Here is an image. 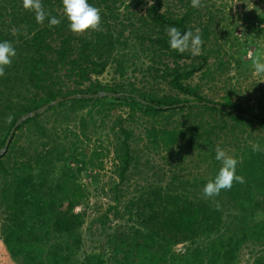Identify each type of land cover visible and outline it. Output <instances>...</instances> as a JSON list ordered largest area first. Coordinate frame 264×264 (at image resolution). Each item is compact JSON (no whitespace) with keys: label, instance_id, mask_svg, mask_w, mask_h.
<instances>
[{"label":"trees","instance_id":"obj_1","mask_svg":"<svg viewBox=\"0 0 264 264\" xmlns=\"http://www.w3.org/2000/svg\"><path fill=\"white\" fill-rule=\"evenodd\" d=\"M38 2L45 12L41 22L25 0H0V41H9L16 51L0 76V151L17 121L44 105L100 92L121 97L64 101L17 128L0 157L3 264H240L244 250L249 253L246 264H264V84L248 86L254 96L250 104L241 102L240 83L226 78L231 69L246 72L249 60L245 50L233 51L238 41L226 26L224 9L216 15L205 0H198V7L193 0H88L100 10L101 24L74 33L62 0ZM53 17L60 23L51 24ZM257 21L264 23V14ZM173 28L202 35L201 50L193 54L182 40L173 48ZM135 42L145 46L147 74L166 93L140 91L135 82L128 83L127 91L99 81L110 65L121 78L128 77L126 64ZM219 82L224 83L223 95L215 90ZM117 105L130 111L126 121L119 118L115 124L119 178L124 182L132 170L144 171L150 182L124 207L133 225L107 234L101 251L89 253L84 251L86 213L79 210L87 198L81 178L86 174L92 180L105 157L83 148L90 139L88 121L95 123L93 111L79 117L73 142L50 137L40 120L53 111L56 123H70L85 108H98L96 114H101ZM135 119L142 121L141 135L139 128H130ZM238 129L246 139L235 133ZM219 133L225 134L223 144ZM37 135L49 137L41 142L42 151L33 141ZM23 137L30 146L22 145ZM226 143L235 148L232 157L239 161L236 171L244 182L205 196L204 186L222 167L216 149ZM178 149L201 152L210 179L198 175L185 180L172 173L164 182L151 160L167 154L172 164L178 163L173 154Z\"/></svg>","mask_w":264,"mask_h":264},{"label":"rangeland","instance_id":"obj_2","mask_svg":"<svg viewBox=\"0 0 264 264\" xmlns=\"http://www.w3.org/2000/svg\"><path fill=\"white\" fill-rule=\"evenodd\" d=\"M205 3L210 6L209 8L216 11L224 9L225 20L229 26L234 39L238 41L236 50H245L247 57L245 60H249L248 69L246 72L236 71L234 69L230 70L227 74V79L232 83H240V88L242 89L243 95L241 97V102L249 101L250 104L254 102V96L252 97V90H248V86L251 84H264V23L260 25L257 18L260 14H264V0H205ZM214 4V5H213ZM213 5V6H212ZM207 6V7H208ZM124 8V7H123ZM122 8V10H123ZM132 11V9H131ZM207 14L206 10L202 11ZM141 15H145V9L141 12ZM207 19L204 20L206 22ZM198 21L195 26L196 33L199 32ZM222 29L218 28V33H221ZM247 42V44H245ZM185 43H189L185 41ZM191 49V47H186ZM128 54V61L126 64V71L128 77L121 78L115 70L114 65H110L106 72L98 77L99 81L104 85H123L124 90L129 91V82H135L136 87L140 91H153L158 95L166 93L168 90L164 86H160L156 83L150 74H147V67L150 65L147 56L143 54L145 51V46L141 47L138 42L131 43ZM198 79H195L197 82ZM224 83L219 82L216 84L215 90H220L221 95H223ZM209 94V91H208ZM216 101H219L217 98ZM56 107V106H54ZM53 108V107H52ZM93 111L95 123H89V141H85L83 148H88L89 152L97 150L105 154L104 157V167L100 171L96 170L94 174L95 177L92 180L86 179L85 175H82L81 184L85 187L87 192V198L84 204L79 208V210H85L86 213V223L84 225V251L91 253L92 251L100 252L102 246L105 244L106 235L113 233L114 230L119 227L132 226V221L129 220L128 216L125 215V206L129 200L135 198L138 193L137 190L148 184L146 180V173H138L133 171L128 173L126 180L123 182L119 178V167L115 161L114 148L117 144V132L115 129V124L119 118H123L124 121L129 118V109L126 106L117 105L110 112L105 110L101 114H96L98 108L88 107L83 111L79 112L75 119L70 120V123H56L57 117L54 116L55 113L49 112L45 113L43 118L40 120L41 124L46 127L47 133L55 140L69 141L73 142L75 140L72 132L78 131V120L80 116H86L88 111ZM59 111H56L58 113ZM57 115V114H56ZM89 120V119H88ZM142 121L135 119V123L130 125L131 129L139 128ZM125 125H129L128 123ZM238 131V132H237ZM235 133L239 134L242 139H246L239 129ZM141 129L137 131L138 135H141ZM221 135V141L219 143L223 144L226 139L225 134ZM230 140L232 139L231 135ZM33 138L35 145L38 146L39 151L44 148L41 142L49 141V137H43L41 135L35 136ZM229 138V137H227ZM82 140V138H81ZM29 139L23 137L21 143L23 146H30L28 143ZM225 153L228 156H233L235 148L230 144H225ZM201 152L196 151L191 154H186L185 151H180L179 149L173 152L174 155L179 157L180 161H173L171 163V158L166 155L162 159L160 156H155L151 160V164L154 167V171H160V176L164 182H169L172 177V173H177L181 178L185 180H192L198 175L208 176L210 179L212 172L208 168L207 163H203L198 157ZM146 158L142 160V163ZM172 165H171V164ZM222 165V163H221ZM75 166V165H74ZM117 166V167H116ZM117 168V169H116ZM99 173V174H98ZM98 174V175H97ZM148 175V178H151ZM145 177V178H144ZM116 208V209H114ZM4 224V218L0 214V252L2 247V226ZM181 247H178V250ZM106 252L108 248H105ZM249 258V253L244 250L241 254V263L246 264ZM0 264L3 262L0 260Z\"/></svg>","mask_w":264,"mask_h":264},{"label":"clouds","instance_id":"obj_3","mask_svg":"<svg viewBox=\"0 0 264 264\" xmlns=\"http://www.w3.org/2000/svg\"><path fill=\"white\" fill-rule=\"evenodd\" d=\"M64 14L70 22V29L74 33H84L87 30H96L101 24L100 10L91 5L88 0H62ZM25 6L33 8L36 11V19L38 22L43 21L45 12L38 0H25ZM193 7H198V0H193ZM51 24H59L60 20L53 17ZM172 31L176 34L170 44L173 48L177 47V41H188L185 47H191L193 54L200 51L203 46V36L193 35L192 33H180L176 28ZM16 55V51L9 41H0V76L4 74L5 66L12 63V57ZM216 159L221 161L222 167L214 180L209 181L204 186L205 196L211 197L219 195L223 189H231L234 182L243 183L244 178L237 174L238 160L232 156H228L224 149L217 147Z\"/></svg>","mask_w":264,"mask_h":264},{"label":"water","instance_id":"obj_4","mask_svg":"<svg viewBox=\"0 0 264 264\" xmlns=\"http://www.w3.org/2000/svg\"><path fill=\"white\" fill-rule=\"evenodd\" d=\"M104 97H108V98H114V97H116V98H119V97H121V94H113V93H103V92H100V93H97V94H94V95H86V96L74 95V96L68 97L66 99H59V100H56L54 102H51V103H49L47 105L42 106L41 108H39V109H37L35 111L30 112L29 114H26V115L22 116L17 121V123L15 124L14 128L12 129L10 135L8 136L7 141H6V144H5V148L0 151V157H2L8 151V147H9L11 141H12V138H13L14 134L16 133L17 128L22 123L26 122L27 120L32 119V118H35L36 116H38V115L46 112L50 108H52L54 106H57V105H59L60 103H62L64 101L81 99V98H88V99L94 100V99H101V98H104ZM198 104H199L198 102H191L189 105H198ZM205 104L206 103H202V105H205ZM209 105L216 106L219 109H223V107H221V106L212 105V104H209ZM227 111H229V109H227ZM246 117H248V116H246Z\"/></svg>","mask_w":264,"mask_h":264}]
</instances>
